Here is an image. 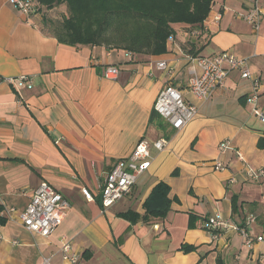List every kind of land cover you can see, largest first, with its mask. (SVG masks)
Instances as JSON below:
<instances>
[{
    "label": "crops",
    "instance_id": "0c3cea01",
    "mask_svg": "<svg viewBox=\"0 0 264 264\" xmlns=\"http://www.w3.org/2000/svg\"><path fill=\"white\" fill-rule=\"evenodd\" d=\"M255 2L261 10L258 30L243 18ZM65 15L64 4L25 15L11 0H0V79H15L0 81V264H70L60 252L64 241L84 264H264V241L247 247L232 230L212 239L206 227L214 215L237 224L253 215L249 231L264 237V180L247 179L236 154L264 168V148L258 146L264 122L246 101L252 82L233 71L206 100L186 88L191 71L200 72L192 57L228 51L249 58V70L264 90V32L258 33L264 0H213L201 25L173 24L166 52L156 56L61 43L45 19ZM160 61L167 69L156 67ZM109 66L118 68L114 79L103 76ZM165 85L180 89L197 107L180 130L154 112ZM259 110L264 113V98ZM161 137L168 140L165 149L150 145V167L103 210L105 174L131 155L139 139ZM224 139L232 148L220 153ZM215 161L225 168L215 170ZM41 181L69 202L62 223L47 237L26 230L19 217ZM159 182L170 188L165 217L125 216H142ZM82 187L93 200L84 198ZM183 244L195 249L183 252Z\"/></svg>",
    "mask_w": 264,
    "mask_h": 264
},
{
    "label": "built area",
    "instance_id": "2783aa9c",
    "mask_svg": "<svg viewBox=\"0 0 264 264\" xmlns=\"http://www.w3.org/2000/svg\"><path fill=\"white\" fill-rule=\"evenodd\" d=\"M11 1L14 7L25 15H34L41 9L36 0ZM214 18L218 20L219 15L216 14ZM243 18L255 30H258L261 10L256 5V2ZM191 60L196 63L200 72L191 71L186 88L197 99L206 100L211 97L215 91L223 87L229 74L237 71L242 78L249 79L252 82L253 90L246 97V101L252 104L253 114L264 122V113L259 110V101L264 98V90H261L260 78L253 76L249 70V58L237 57L231 52L222 51L212 56L192 57ZM156 67L164 70L167 69V64L164 61H160L156 64ZM117 74L118 68L116 66H109L103 71V76L106 78L114 79ZM13 80L15 79H0V81L7 83H11ZM153 109L174 130H180L185 127L197 114L195 104L186 101L182 91L172 85H165L159 91ZM167 144L168 140L164 137L152 142L141 138L137 141L131 155L116 161L105 174L100 188V200L103 210L123 198L135 184L138 176L150 167V145L161 151L165 149ZM231 148L229 139H224L217 145L220 153H226ZM236 154L245 170L247 179L254 182L264 180V168L248 165L241 151L237 150ZM224 168L225 165L222 162L215 161V170ZM81 193L88 201L94 199L92 193L86 187L81 188ZM68 208L69 202L61 193L47 181H41L33 191L29 203L19 217L26 230L42 237H47L62 223ZM9 211H14V209L10 208ZM255 221L256 218L253 215L245 216L241 224L231 222L222 216L214 215L207 219L206 227L212 239H217L222 233L232 230L243 239L247 247H251L253 240L264 241L262 235L254 237L249 231ZM60 252L63 260L68 261L70 264H84L80 254L72 249L69 242H62Z\"/></svg>",
    "mask_w": 264,
    "mask_h": 264
},
{
    "label": "trees",
    "instance_id": "16d2710c",
    "mask_svg": "<svg viewBox=\"0 0 264 264\" xmlns=\"http://www.w3.org/2000/svg\"><path fill=\"white\" fill-rule=\"evenodd\" d=\"M42 9L65 5L61 20L45 19L50 33L68 45H113L139 54L161 55L175 34L173 24L201 25L213 0H36ZM155 112V111H154ZM156 113V112H155ZM264 148V139L258 142ZM176 174V171L173 172ZM169 186L159 182L143 203L144 214L131 219L165 217L170 209ZM232 208L235 211L236 203ZM3 219L0 218V222ZM183 244L181 250H194Z\"/></svg>",
    "mask_w": 264,
    "mask_h": 264
},
{
    "label": "rangeland",
    "instance_id": "374dc122",
    "mask_svg": "<svg viewBox=\"0 0 264 264\" xmlns=\"http://www.w3.org/2000/svg\"><path fill=\"white\" fill-rule=\"evenodd\" d=\"M261 4V3H260ZM264 32V17L262 16V21H261V27L259 29L258 33ZM255 34H252V37H254ZM262 220V219H261Z\"/></svg>",
    "mask_w": 264,
    "mask_h": 264
}]
</instances>
